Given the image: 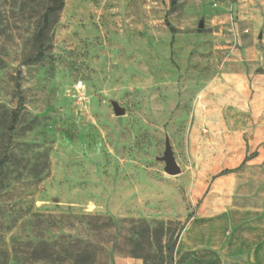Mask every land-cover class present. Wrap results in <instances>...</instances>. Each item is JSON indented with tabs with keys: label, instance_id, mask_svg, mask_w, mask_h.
<instances>
[{
	"label": "rangeland",
	"instance_id": "374dc122",
	"mask_svg": "<svg viewBox=\"0 0 264 264\" xmlns=\"http://www.w3.org/2000/svg\"><path fill=\"white\" fill-rule=\"evenodd\" d=\"M47 5L0 0V264H264V0H64L33 61Z\"/></svg>",
	"mask_w": 264,
	"mask_h": 264
},
{
	"label": "trees",
	"instance_id": "16d2710c",
	"mask_svg": "<svg viewBox=\"0 0 264 264\" xmlns=\"http://www.w3.org/2000/svg\"><path fill=\"white\" fill-rule=\"evenodd\" d=\"M64 5V0H48V5L41 16L40 22L37 26L35 35H34V46H35V57L32 59L33 61H39L43 56V44L44 40L47 37L49 31L54 27L57 16L61 11ZM176 6V0H170V8L173 9ZM246 161L244 159L242 164ZM228 170H222L223 173ZM174 243L171 245L170 250L173 248ZM171 256V254H170Z\"/></svg>",
	"mask_w": 264,
	"mask_h": 264
},
{
	"label": "water",
	"instance_id": "95a60500",
	"mask_svg": "<svg viewBox=\"0 0 264 264\" xmlns=\"http://www.w3.org/2000/svg\"><path fill=\"white\" fill-rule=\"evenodd\" d=\"M114 113L116 115H120V114H122V111L115 107ZM163 159L165 160V163H166L165 171L169 174H176L178 172V168L176 167V165L173 161L171 151H170L169 145L167 143L165 146V155H164Z\"/></svg>",
	"mask_w": 264,
	"mask_h": 264
}]
</instances>
